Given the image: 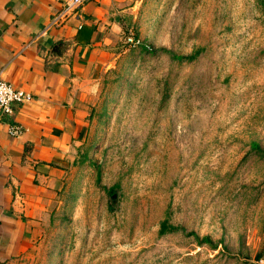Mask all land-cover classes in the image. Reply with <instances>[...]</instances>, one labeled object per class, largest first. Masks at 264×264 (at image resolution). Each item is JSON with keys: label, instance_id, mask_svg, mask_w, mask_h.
<instances>
[{"label": "rangeland", "instance_id": "1", "mask_svg": "<svg viewBox=\"0 0 264 264\" xmlns=\"http://www.w3.org/2000/svg\"><path fill=\"white\" fill-rule=\"evenodd\" d=\"M117 52L19 264H264V0H138Z\"/></svg>", "mask_w": 264, "mask_h": 264}, {"label": "crops", "instance_id": "2", "mask_svg": "<svg viewBox=\"0 0 264 264\" xmlns=\"http://www.w3.org/2000/svg\"><path fill=\"white\" fill-rule=\"evenodd\" d=\"M66 1L0 0V77L32 98L0 116V264H19L48 217L85 137L98 73L117 56L138 6L87 0L76 16L41 34ZM11 123L26 131L9 136Z\"/></svg>", "mask_w": 264, "mask_h": 264}, {"label": "built area", "instance_id": "3", "mask_svg": "<svg viewBox=\"0 0 264 264\" xmlns=\"http://www.w3.org/2000/svg\"><path fill=\"white\" fill-rule=\"evenodd\" d=\"M87 0H68L62 9L52 17L50 22L42 29L41 34L45 33L50 28H56L63 25L67 19L76 16L77 11L82 4ZM128 42L131 43L129 39ZM29 93L14 88L0 77V116H11L15 107H19L31 101ZM26 129L16 123H11L8 126L7 133L11 137L21 136Z\"/></svg>", "mask_w": 264, "mask_h": 264}, {"label": "trees", "instance_id": "4", "mask_svg": "<svg viewBox=\"0 0 264 264\" xmlns=\"http://www.w3.org/2000/svg\"><path fill=\"white\" fill-rule=\"evenodd\" d=\"M112 190L113 189L111 188L107 192L110 194V193H112ZM174 230H175L174 227H172V226L168 225L167 223L163 222V223L160 224L158 232H159V234H164L167 231H174Z\"/></svg>", "mask_w": 264, "mask_h": 264}]
</instances>
